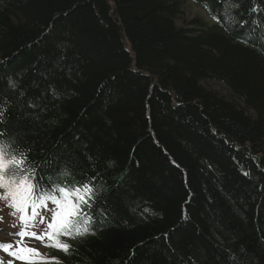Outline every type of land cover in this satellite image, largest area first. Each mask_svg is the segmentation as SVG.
Masks as SVG:
<instances>
[{"label":"trees","instance_id":"trees-1","mask_svg":"<svg viewBox=\"0 0 264 264\" xmlns=\"http://www.w3.org/2000/svg\"><path fill=\"white\" fill-rule=\"evenodd\" d=\"M188 1L0 0V139L95 177V235L45 257L264 264V0Z\"/></svg>","mask_w":264,"mask_h":264},{"label":"snow or ice","instance_id":"snow-or-ice-1","mask_svg":"<svg viewBox=\"0 0 264 264\" xmlns=\"http://www.w3.org/2000/svg\"><path fill=\"white\" fill-rule=\"evenodd\" d=\"M6 112L7 108L0 107V124L4 123ZM5 135V131L0 130V138ZM15 142V139L11 143L0 139V189L6 190V195L0 196V199H11L9 206L14 212L21 213L20 220L25 226L34 222L37 216H40L41 223L47 222L41 234L21 230L18 233L21 239L14 243H0V251L11 257L7 264H15L17 260L22 264H59L58 261L42 255L38 249L27 246L23 237L31 236L41 241L47 239L50 243L46 247L67 253L71 245L63 242L61 237L75 239L89 234L95 235L92 228L95 223L92 208L97 196V190L93 187L95 177L92 182L80 184L73 181L69 185L66 178L71 174L65 169L59 174L58 182H52V178L48 177L50 186L41 185L37 180L36 170L27 163L28 150L13 148L12 144ZM40 179L43 180V176ZM49 202L54 205L51 209L47 207ZM41 209L51 212V217L41 216ZM0 264H5L2 258Z\"/></svg>","mask_w":264,"mask_h":264},{"label":"rangeland","instance_id":"rangeland-1","mask_svg":"<svg viewBox=\"0 0 264 264\" xmlns=\"http://www.w3.org/2000/svg\"><path fill=\"white\" fill-rule=\"evenodd\" d=\"M186 17L191 18L194 15H198L202 17L204 20L208 21L209 23H212L213 20L208 17L207 12L204 10L203 7H199L197 4L193 3L191 0L188 1L186 7ZM207 87L217 91L219 94L235 99L232 97V93L230 89L219 81H205L204 83ZM0 196H4L0 193ZM11 202L6 199H0V243H9V242H16L21 239V236L18 235V233L21 230H26L27 232H35L37 235L41 234L44 231V223L40 222V216H37L33 223L34 225L39 224L41 226H30L29 223L27 226L24 225V223L20 220L21 213L14 212V209L10 207L9 205ZM29 214H31V211L29 210ZM41 216L46 217V211H41ZM33 227V228H32ZM23 240L27 246H30L32 248L38 249L39 252L43 255L45 251V241H41L39 239L32 238L31 236H25L23 237ZM0 258H2L7 264V261L11 259L8 255H6L3 251H0ZM15 264H22L21 261L17 260L15 261Z\"/></svg>","mask_w":264,"mask_h":264}]
</instances>
